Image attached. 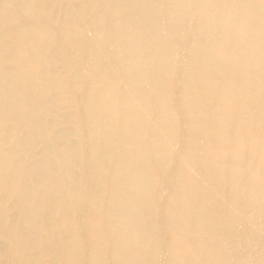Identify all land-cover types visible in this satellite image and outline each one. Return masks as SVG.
<instances>
[{
    "label": "bare ground",
    "instance_id": "bare-ground-1",
    "mask_svg": "<svg viewBox=\"0 0 264 264\" xmlns=\"http://www.w3.org/2000/svg\"><path fill=\"white\" fill-rule=\"evenodd\" d=\"M0 264H264V0H0Z\"/></svg>",
    "mask_w": 264,
    "mask_h": 264
}]
</instances>
